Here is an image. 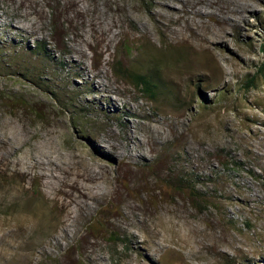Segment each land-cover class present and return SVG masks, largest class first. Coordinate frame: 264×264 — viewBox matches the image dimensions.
<instances>
[{
  "label": "rangeland",
  "instance_id": "rangeland-1",
  "mask_svg": "<svg viewBox=\"0 0 264 264\" xmlns=\"http://www.w3.org/2000/svg\"><path fill=\"white\" fill-rule=\"evenodd\" d=\"M263 43L264 0H0V264H264ZM115 61L156 67L168 99ZM125 135L132 156L111 157ZM87 141L111 193L71 226ZM157 215L172 242L148 237Z\"/></svg>",
  "mask_w": 264,
  "mask_h": 264
},
{
  "label": "bare ground",
  "instance_id": "bare-ground-1",
  "mask_svg": "<svg viewBox=\"0 0 264 264\" xmlns=\"http://www.w3.org/2000/svg\"><path fill=\"white\" fill-rule=\"evenodd\" d=\"M79 54V57L84 58L83 50H75ZM90 148L84 149L87 159L79 158L78 168L72 171L71 181L69 183V192L72 194V198L76 203L75 210V218L70 224L71 226L78 220V215L83 214L85 212L90 211L92 209V204H95L99 197L105 196L111 193L110 182L107 179L108 175H110V171L108 168L99 167L98 163L104 161L105 156L102 155L95 147V143L93 141H87ZM114 144V143H113ZM112 144V145H113ZM133 142L130 138L124 136V146L123 152L118 145H113L111 147V151L109 155L115 157L116 159L119 156L124 154L126 157H131L133 150ZM90 164H95L98 167L91 166V170L89 174L84 172L83 170L87 168ZM91 186L96 187L98 190H101V193H98L95 190H91ZM117 189H114L113 192H116ZM166 215L171 213L169 210H165ZM164 216H154L151 227L149 228L148 237L151 239H161L163 241L172 242L174 240V236L178 232L176 226H179V223L174 220L173 217ZM12 222V221H11ZM15 223V221H14ZM13 223V224H14ZM58 223V221H57ZM56 223V225H57ZM10 227V225H9ZM36 227L32 220H27L25 218L19 219L14 226H11L6 236L8 237H17L22 236L28 232H31L32 229ZM60 236H69L70 232L67 228L59 229L56 231ZM73 234V232H72Z\"/></svg>",
  "mask_w": 264,
  "mask_h": 264
},
{
  "label": "trees",
  "instance_id": "trees-1",
  "mask_svg": "<svg viewBox=\"0 0 264 264\" xmlns=\"http://www.w3.org/2000/svg\"><path fill=\"white\" fill-rule=\"evenodd\" d=\"M65 24H61L64 27ZM262 53L264 54V43L260 47ZM30 56H35L39 58L50 57L48 50H46L45 42L38 41L33 49L27 48ZM51 58V57H50ZM112 75L115 78L121 79L127 85L133 87L138 93H140L145 99L153 103H160L168 99L167 94L164 91L163 82L159 76V71L156 67L148 70H134L121 62L115 61L112 66ZM255 76L250 77L246 80V83L252 86L254 83ZM182 179L180 178V183ZM190 183V181H188ZM190 191L191 197L196 200H201L202 196L195 190L194 185L186 186ZM242 264V263H241Z\"/></svg>",
  "mask_w": 264,
  "mask_h": 264
}]
</instances>
